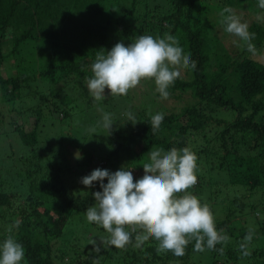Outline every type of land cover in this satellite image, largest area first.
<instances>
[{
	"label": "trees",
	"instance_id": "16d2710c",
	"mask_svg": "<svg viewBox=\"0 0 264 264\" xmlns=\"http://www.w3.org/2000/svg\"><path fill=\"white\" fill-rule=\"evenodd\" d=\"M258 5L259 0H0V70L12 59L19 73H0V242L7 227L20 221L12 234L24 247L21 264H80L82 254L105 264H264V219L247 226L253 216L264 218V63L257 58L264 51V9ZM226 7L238 16L241 8L262 15L247 24L254 51L215 30L224 27L220 13ZM165 33L196 61L195 70H181L168 99L160 98L150 80L130 90L124 110L134 114L135 124L122 118L107 90L106 100L91 101L86 79L98 52L118 42L127 46L139 35ZM183 94L191 99L175 109L170 98ZM27 97L35 103L11 105ZM103 113L115 123L110 133L102 127ZM157 113L164 119L153 132ZM24 118L33 119L29 129ZM93 127L98 135L89 131ZM66 143L82 150L75 166L67 161ZM185 147L197 156L198 183L189 191L210 207L217 230L229 237L216 245L224 254L195 252L193 241L184 256L175 257L158 252L153 240L135 246L138 233L124 248L106 243L108 234L85 215L95 203L92 193L102 189L98 182L86 188L81 179L97 168L125 167L136 180L151 150ZM250 229L251 255L243 257L239 245Z\"/></svg>",
	"mask_w": 264,
	"mask_h": 264
},
{
	"label": "clouds",
	"instance_id": "9594fccd",
	"mask_svg": "<svg viewBox=\"0 0 264 264\" xmlns=\"http://www.w3.org/2000/svg\"><path fill=\"white\" fill-rule=\"evenodd\" d=\"M258 6L264 9V0H259ZM220 15L224 31L254 51V34L248 31L247 23L241 22L231 8H224ZM189 68L195 70L196 61L184 53L173 35H139L127 46L118 42L110 50L98 52L86 88L94 101H102L106 99L105 90L108 97L127 96L142 81L150 80L160 98L166 100L170 95L168 89L180 77L181 70ZM125 115L128 122H137L131 111ZM163 119L162 113L151 117L153 132ZM113 124L111 114L103 113L102 127L107 133ZM89 131L95 133L96 128ZM196 161V154L187 147L167 151L155 148L148 153V160L142 165L144 174L139 179L134 180L132 171L125 167L115 172L93 170L80 181L86 188L98 182L102 189L92 193L95 203L86 209L87 221L103 228L108 234L106 243L116 248L126 247L132 242V234L138 233L135 246L153 240L158 244V252H171L175 257L184 256L193 241L195 252L207 249L223 255L224 248L216 249V245L226 244L229 237L217 230L210 207L189 191L198 183ZM19 224L17 220L6 229L8 235L0 242V264H21L24 260V247L12 234ZM252 238L250 229L239 245L243 257L251 255L248 245Z\"/></svg>",
	"mask_w": 264,
	"mask_h": 264
},
{
	"label": "rangeland",
	"instance_id": "374dc122",
	"mask_svg": "<svg viewBox=\"0 0 264 264\" xmlns=\"http://www.w3.org/2000/svg\"><path fill=\"white\" fill-rule=\"evenodd\" d=\"M237 11L240 13V16L239 17L241 18V22H243V23H247L248 24L253 19L262 18V15L260 13L254 14L253 12H251L247 8L237 9ZM215 30L217 32H219V35H221V33H223V35H225L227 37L226 40L234 41L235 42V45L237 44V45L240 46L242 44V41H240L238 37H235L233 35H230V34L226 33L224 31V27L222 29V28H220V26H217L215 28ZM228 36L230 38H228ZM231 41H228V42L230 44H232ZM2 49H3V51H7L8 48L6 47V42L3 43ZM257 58L264 63V51H263V53L261 55H258ZM14 66H15V61H13L12 59H9V60L6 59L3 62L2 68L0 70L1 75H3L4 77H8V76H11V75H18L19 73L16 71V69L14 68ZM183 76L185 77L186 75H183ZM150 83H151V81H150ZM153 86H154V88H152V89L155 90V85H153ZM64 92H65V89L62 90V93H64ZM175 97L177 98V99L175 98L176 101H174L173 98H170V102H169L170 104L174 103L173 106L175 107V109L176 108H179L183 104L185 105L191 99L190 96L187 95V94H183L182 97H179V96H175ZM90 98H91V101L93 102L94 101L93 98L91 96H90ZM113 98L115 99L113 101L115 102V105H116L117 109L119 110L118 113L123 116V114H125V110H124V105H125V101L124 100L125 99L123 98V96L113 97ZM104 100H106V99H104ZM35 101L36 100H34V97L33 98L32 97H27V98H25L24 101L21 99L19 101L14 102L11 105H13V108L22 109V108L27 107L28 105H32L33 103H35ZM94 102H96V101H94ZM93 108L94 109H98V105L96 103H94L93 104ZM3 109H6V108L3 106ZM97 112L100 113V111H97ZM12 114H14V112H12ZM125 116L126 115H124L122 118H124ZM181 119L184 120L185 117L183 116ZM32 120H33L32 118H24V123L23 124H24L25 129H29L31 127ZM96 122H97V124H100L98 120H96ZM114 125H115V123L113 124V126ZM65 131L68 132L69 131V127H66L65 128ZM99 131L100 130L97 129L96 132H95V135L96 134L98 135L99 134ZM65 146H66V149L69 151V153L66 154L67 161L71 165L75 166V164H77V161H79L80 158H81L82 150H79L76 146H73L72 144H69V143H66ZM77 170L78 169H74V171H77ZM143 174H144L143 171H141L140 172V178L143 176ZM263 194H264V192H263ZM248 215H250L252 217V214H248ZM251 219L252 220H250L249 223L247 224L248 227H251L252 225H256L257 223L259 224V222L262 219H264V218H256V217L253 216ZM70 238L72 240L75 238V241L74 242H77V241L79 242L80 240L83 241L82 236H80V238H81L80 240L78 239V237L77 238L76 237H74V238L73 237H70ZM259 243H260V240H258V243L257 244H259ZM79 260L81 262L80 264H85V262L87 264H105V261H97L96 258H93V257L88 258L87 255H84V254L81 255V257L79 258ZM84 260H85V262H84Z\"/></svg>",
	"mask_w": 264,
	"mask_h": 264
}]
</instances>
